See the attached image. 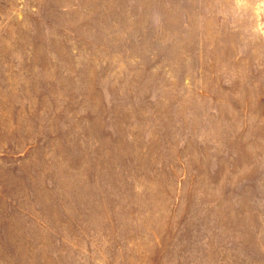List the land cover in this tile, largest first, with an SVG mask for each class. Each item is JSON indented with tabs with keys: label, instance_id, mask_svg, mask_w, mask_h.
<instances>
[{
	"label": "rangeland",
	"instance_id": "374dc122",
	"mask_svg": "<svg viewBox=\"0 0 264 264\" xmlns=\"http://www.w3.org/2000/svg\"><path fill=\"white\" fill-rule=\"evenodd\" d=\"M0 264H264V0H0Z\"/></svg>",
	"mask_w": 264,
	"mask_h": 264
}]
</instances>
